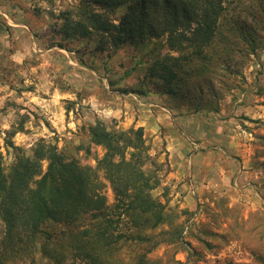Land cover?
I'll list each match as a JSON object with an SVG mask.
<instances>
[{
  "label": "rangeland",
  "instance_id": "1",
  "mask_svg": "<svg viewBox=\"0 0 264 264\" xmlns=\"http://www.w3.org/2000/svg\"><path fill=\"white\" fill-rule=\"evenodd\" d=\"M80 2L0 0L3 168L8 172L15 157L31 156L40 140L55 145L64 160L94 168L105 153L90 140L89 128L97 120L119 130L142 128L147 154L159 168L160 183L152 195L164 206L167 223L146 231L152 246L126 240L115 256L124 264H134L144 252V264H264V1L226 0L224 15L244 19L237 25L257 36L258 47L251 53L234 33L229 56L216 61L206 79L177 98L161 94L159 81L144 79L152 57L143 51L127 44L113 47L97 33L61 40L56 34L60 14L73 12ZM242 2L253 15L242 11ZM97 11L117 24L125 5ZM152 110L181 119L172 126L170 117L158 123L155 142L150 130L139 125H148L146 115ZM168 135H179L177 140L185 144L186 166L194 155L211 162L215 155L223 170L217 189L203 188L202 180V189H188L190 198H185V192L166 183L171 171ZM100 181L112 206L115 195L107 181ZM183 183L191 187L187 176ZM118 230L133 233L125 218ZM32 264H50L40 241Z\"/></svg>",
  "mask_w": 264,
  "mask_h": 264
},
{
  "label": "trees",
  "instance_id": "2",
  "mask_svg": "<svg viewBox=\"0 0 264 264\" xmlns=\"http://www.w3.org/2000/svg\"><path fill=\"white\" fill-rule=\"evenodd\" d=\"M121 4L125 11L117 24L97 11L112 12ZM241 4L243 12L254 14ZM226 6V0H81L73 12L60 14L56 34L68 40L97 33L113 47L127 44L143 51L152 57L144 79L159 81L161 94L177 98L229 56L234 33L251 53L258 47L257 36L237 25L244 19L224 15ZM89 134L91 143L105 150L94 168L64 160L44 140L31 156L15 157L8 172L0 161V264H32L38 241L50 264H124L115 256L120 243L152 246L146 231L167 223V214L152 195L159 168L147 154L142 128L119 130L97 120ZM100 177L115 195L112 206ZM121 218L132 234L119 232ZM144 256L134 264H144Z\"/></svg>",
  "mask_w": 264,
  "mask_h": 264
},
{
  "label": "crops",
  "instance_id": "3",
  "mask_svg": "<svg viewBox=\"0 0 264 264\" xmlns=\"http://www.w3.org/2000/svg\"><path fill=\"white\" fill-rule=\"evenodd\" d=\"M146 117L148 119L147 120L148 125L142 122H140L139 125L144 126L145 131L150 130V132L154 136L153 142H155V140L159 138V136L156 135V132L158 130V125H159L158 123H161V121H165L166 117L172 118V120L167 121L169 126H172V121H175V120L181 121L180 118H173L172 114L170 113H167V115H164L162 113L160 114L158 111L155 112L153 110L150 111V113H148ZM164 127H167V123ZM178 137L179 135L177 136L168 135L167 137H165V142L167 146L166 151L168 152V158H169L168 162L171 168V171L168 173L166 183L167 182L172 183L173 187L177 188V191L182 192V193L185 192V198H190L188 189L189 191L193 189L194 191H197L200 188L202 189V187H200L199 185L200 184L199 181H202V180L205 181V185H201L203 186V188L217 189V187L219 186V183H218L219 177H220L219 174L223 172V170L219 167V163L214 161L215 155H213L212 162L210 161V157H208L207 158L208 160L205 161V160H201L199 155H194L192 159L188 161V164L186 166L185 164L187 160L185 159V153H186L187 148L184 143L182 142L180 143L179 142L180 140H177ZM172 140L174 141L176 140L177 143L176 142L172 143L171 142ZM191 162H192V165H190ZM240 168L241 170L244 169L243 166H241ZM185 176L188 177L191 187L186 186L183 183V179L185 178ZM225 178H226L225 185H227L229 182V177L226 176ZM223 183H224V180L222 184Z\"/></svg>",
  "mask_w": 264,
  "mask_h": 264
}]
</instances>
